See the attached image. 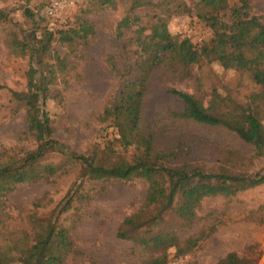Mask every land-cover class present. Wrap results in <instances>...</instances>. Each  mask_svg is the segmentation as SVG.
Instances as JSON below:
<instances>
[{
  "label": "trees",
  "instance_id": "16d2710c",
  "mask_svg": "<svg viewBox=\"0 0 264 264\" xmlns=\"http://www.w3.org/2000/svg\"><path fill=\"white\" fill-rule=\"evenodd\" d=\"M115 0H91L96 5H112ZM159 6L162 14H155L150 28L142 25L136 8ZM195 9L200 19L207 21L213 36L202 43L189 37L172 34L165 14L190 13ZM27 13L32 14L30 9ZM0 20L8 21V13L0 12ZM136 26L134 29L133 27ZM8 46L15 55L29 56L26 87L11 91L15 110L25 112L26 133L34 148L18 146L0 151V203L19 184L51 181L72 168L82 179L67 193V199L56 207V216L30 215L29 231L9 237L0 227V264H65L67 259H78L83 251L72 237L70 227L59 222L60 215L84 200L82 182L93 180H132L141 178L148 183L144 206L124 218L118 236L131 239L144 249L159 251L176 245L179 254L191 251L197 242L193 237L180 240L175 230L162 228L170 214L183 225L191 224L197 208L207 197L234 195L264 183V172L248 173L230 166L205 169L187 158L190 149L183 144L159 148L154 135L143 130L142 118L150 79L161 67L189 68L201 62H219L225 69L249 74L257 87L247 102L221 98L216 92L208 105L196 94L180 89L169 92L182 101V109L175 114L186 120L208 126H222L235 132L254 149L255 157H264V22L253 12L252 0H135L117 25L118 39H125L132 30L130 43L135 45L132 60L120 73L116 90L107 98L96 120L101 125V138L93 146V156L69 149L54 136L52 117L47 103L52 87L70 80L72 68L65 56L54 46L73 45L94 35L95 23L86 15L78 16L67 28L46 29L19 33L12 26ZM147 29L150 32L147 33ZM112 129L111 131H108ZM131 152L130 157L126 153ZM51 154H58V162H44ZM233 163L231 159L227 164ZM36 208L41 200L33 201ZM240 254L230 252L216 264H257L255 246ZM147 264H167L166 255L155 256ZM264 264V263H263Z\"/></svg>",
  "mask_w": 264,
  "mask_h": 264
},
{
  "label": "rangeland",
  "instance_id": "374dc122",
  "mask_svg": "<svg viewBox=\"0 0 264 264\" xmlns=\"http://www.w3.org/2000/svg\"><path fill=\"white\" fill-rule=\"evenodd\" d=\"M51 0H0V12L8 13V21L0 20V151L35 144L27 137L24 110L16 111L11 91L26 87L30 58L15 55L8 46L13 25L23 31L67 28L76 23L78 16H87L95 23V33L88 40L73 45L53 43L67 58L72 68L67 82L52 87V98L47 109L52 117L54 136L69 149L93 156V146L100 142L101 125L96 117L107 98L116 90L122 69L132 60L135 45L130 43L132 30L125 39L117 38V25L129 13L135 0H115L112 5H96L91 0L63 2L56 15L48 13ZM63 1V0H61ZM155 3L160 0H153ZM189 3L192 0H185ZM253 12L264 22V0H252ZM27 9L32 14L27 13ZM142 16V25L150 28L162 14L159 6L136 8ZM169 31L202 43L213 36L207 21L198 17L195 9L190 13L164 15ZM134 29L136 26L133 27ZM147 33L150 29H147ZM145 99L142 128L154 135L157 147L186 145L187 158L205 169L230 166L248 173L264 172V157H255L253 147L235 132L222 126H208L178 117L182 101L169 92L180 89L196 94L208 105L216 92L221 98L247 102L257 87L249 74L225 69L219 62H201L189 68L161 67L150 79ZM108 131L112 132V129ZM130 157L131 152L126 153ZM58 154L49 155L44 162H58ZM231 159L233 163L227 164ZM82 181L79 171L72 168L51 181L27 182L18 187L0 203V227L6 237L12 232L20 235L30 229V215L36 211L40 217L56 216L58 204L67 199L71 188ZM148 183L141 178L132 180L84 179V200L75 201L72 208L60 215L59 222L70 227L72 237L83 251L78 259L69 258L65 264H147L163 253L167 264H216L230 252L244 254L255 246L257 264L264 263V183L234 195L205 198L197 208L191 224L183 225L173 215H166L162 228L175 230L184 240L193 237L197 245L185 254L177 246L152 251L135 245L131 239L118 236L126 216L144 206ZM41 200L36 208L33 201Z\"/></svg>",
  "mask_w": 264,
  "mask_h": 264
},
{
  "label": "built area",
  "instance_id": "2783aa9c",
  "mask_svg": "<svg viewBox=\"0 0 264 264\" xmlns=\"http://www.w3.org/2000/svg\"><path fill=\"white\" fill-rule=\"evenodd\" d=\"M68 1L69 3H73V0H51L48 4V13L50 15H56V12L59 11L63 7V2Z\"/></svg>",
  "mask_w": 264,
  "mask_h": 264
}]
</instances>
